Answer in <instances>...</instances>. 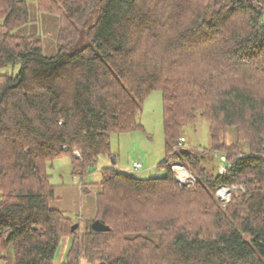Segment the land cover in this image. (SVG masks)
<instances>
[{"label": "trees", "instance_id": "trees-1", "mask_svg": "<svg viewBox=\"0 0 264 264\" xmlns=\"http://www.w3.org/2000/svg\"><path fill=\"white\" fill-rule=\"evenodd\" d=\"M58 18V51L38 36L22 0H0V259L56 264L71 219L49 208L46 165L71 157L80 175L109 155L110 136L141 131L152 92L162 99L166 159L161 178L101 170L96 214L108 232L71 236L66 264H264V1L36 0ZM98 10L95 22L88 25ZM207 123L224 171L184 150L183 129ZM233 129L227 144L221 133ZM222 136V137H221ZM67 148V150H64ZM173 149V150H172ZM78 150L82 160L74 158ZM172 151V152H171ZM174 160L198 178L182 187ZM85 172V171H84ZM220 186H241L224 209Z\"/></svg>", "mask_w": 264, "mask_h": 264}, {"label": "rangeland", "instance_id": "rangeland-1", "mask_svg": "<svg viewBox=\"0 0 264 264\" xmlns=\"http://www.w3.org/2000/svg\"><path fill=\"white\" fill-rule=\"evenodd\" d=\"M22 1L28 7L29 22L15 29L12 33L16 36H38L42 41L44 55L48 57L56 55L58 51V18L54 15L40 12L37 8L36 0ZM97 17L98 10H95L88 19V25L93 24ZM19 68V64L1 68L0 75L6 73L16 75ZM138 121L143 128L141 131L111 135L109 155L98 157L95 164L86 170L83 168L78 171L81 172L80 175L75 176L72 173V156L54 160L46 165L49 182L54 187V198L49 203V208L58 210L70 218L72 220L71 227L73 225L78 226L75 233H71L61 240L55 258L56 264H66V256L72 240L71 236L80 238L87 234L88 228L96 214V188L91 186L90 194H87L82 193V186L98 184L102 178V169L105 167L117 168L139 179L161 178L165 175L164 169L158 167L167 157L162 123V99L159 92H152L145 100ZM221 135H223L227 144L236 141V133L233 129H228L227 132H222ZM181 136L184 137V142H182V147L184 145L183 149L193 153L194 156L203 158L202 165L208 171L212 174L223 172L222 168L224 165L220 162L221 153L218 151L212 153L208 126L204 120L198 119L194 125L184 128ZM64 150H67V148ZM73 156L78 161L82 160L78 150H74ZM112 158L114 159L112 160ZM133 163H140L142 168L133 170ZM175 163L181 164L183 168L193 174L189 164L186 162L174 160L170 165ZM193 176L198 181L195 174ZM225 188L229 189L228 195H221V190ZM239 189L242 190V187H218L216 199L222 205V208L225 209L227 207L232 192ZM2 256L5 259H0V264H14L11 248L3 252ZM81 257V264H90L84 259L83 254Z\"/></svg>", "mask_w": 264, "mask_h": 264}, {"label": "built area", "instance_id": "built-area-1", "mask_svg": "<svg viewBox=\"0 0 264 264\" xmlns=\"http://www.w3.org/2000/svg\"><path fill=\"white\" fill-rule=\"evenodd\" d=\"M184 142V139L181 138V144ZM142 168V165L140 163H134L133 169L139 170ZM224 171V167L222 168ZM171 170L175 174L176 181L182 186L187 187L190 185H193L195 183V177L193 174H191L187 169L183 168L181 164H172ZM223 190V189H222Z\"/></svg>", "mask_w": 264, "mask_h": 264}, {"label": "water", "instance_id": "water-1", "mask_svg": "<svg viewBox=\"0 0 264 264\" xmlns=\"http://www.w3.org/2000/svg\"><path fill=\"white\" fill-rule=\"evenodd\" d=\"M225 189H227V188H225ZM227 191L229 193V189H227ZM77 227H78L77 225H73L71 227V231L73 232L74 230H76ZM91 230L94 232H97V233H104V232H108L110 229L108 226L104 225L99 220H95L91 224ZM98 264H106V263L105 262H99Z\"/></svg>", "mask_w": 264, "mask_h": 264}, {"label": "bare ground", "instance_id": "bare-ground-1", "mask_svg": "<svg viewBox=\"0 0 264 264\" xmlns=\"http://www.w3.org/2000/svg\"><path fill=\"white\" fill-rule=\"evenodd\" d=\"M224 194H227V195H228V191H227V189H223V190H221V195H224Z\"/></svg>", "mask_w": 264, "mask_h": 264}, {"label": "crops", "instance_id": "crops-1", "mask_svg": "<svg viewBox=\"0 0 264 264\" xmlns=\"http://www.w3.org/2000/svg\"><path fill=\"white\" fill-rule=\"evenodd\" d=\"M113 159H114V158H113ZM113 159H112V160H113ZM133 164H134V163H133ZM115 169H117V168H115ZM132 169H133V165H132ZM118 170H120V169H118ZM133 170H134V169H133ZM120 171H123V170H120ZM123 172H124V171H123Z\"/></svg>", "mask_w": 264, "mask_h": 264}]
</instances>
